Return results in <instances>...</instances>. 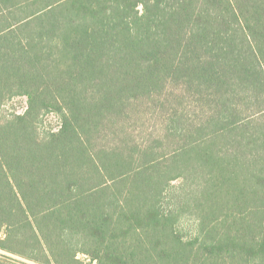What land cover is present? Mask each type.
Listing matches in <instances>:
<instances>
[{
	"label": "trees",
	"instance_id": "16d2710c",
	"mask_svg": "<svg viewBox=\"0 0 264 264\" xmlns=\"http://www.w3.org/2000/svg\"><path fill=\"white\" fill-rule=\"evenodd\" d=\"M0 249L264 264V0H0Z\"/></svg>",
	"mask_w": 264,
	"mask_h": 264
},
{
	"label": "rangeland",
	"instance_id": "374dc122",
	"mask_svg": "<svg viewBox=\"0 0 264 264\" xmlns=\"http://www.w3.org/2000/svg\"><path fill=\"white\" fill-rule=\"evenodd\" d=\"M26 106H27V99L25 97H13L4 105L2 109L3 111L1 113L2 115H8V114L10 115L12 113H21L25 110ZM58 124H59V116L56 115L55 113H52V112L44 113L43 112L42 116L40 117V130L41 131L47 130L49 128H56L58 127ZM2 254H6L8 256H11L19 260H24V259H21L20 257L4 252L0 249V256Z\"/></svg>",
	"mask_w": 264,
	"mask_h": 264
}]
</instances>
